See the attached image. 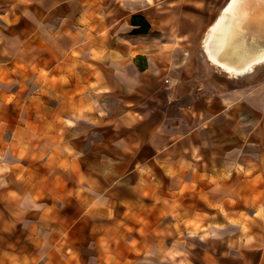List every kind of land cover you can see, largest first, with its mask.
<instances>
[{"label": "rangeland", "instance_id": "1", "mask_svg": "<svg viewBox=\"0 0 264 264\" xmlns=\"http://www.w3.org/2000/svg\"><path fill=\"white\" fill-rule=\"evenodd\" d=\"M146 1L0 0V264H264V65L239 81L251 87L240 120L217 122L212 135L223 143L205 144L201 159L180 152L129 177L105 163L103 200L87 192L71 201L60 175L78 155L69 142L89 150L88 138L120 135L97 117L117 97L96 93V75L110 80L118 59L128 60L122 48L149 38L145 29L121 32V19ZM200 10L205 30L212 18ZM255 126L248 142L238 137ZM111 155L105 147V160ZM70 242L82 257L64 255ZM173 246L189 262L168 258Z\"/></svg>", "mask_w": 264, "mask_h": 264}, {"label": "crops", "instance_id": "2", "mask_svg": "<svg viewBox=\"0 0 264 264\" xmlns=\"http://www.w3.org/2000/svg\"><path fill=\"white\" fill-rule=\"evenodd\" d=\"M189 2L179 0L169 5L166 0H154V3L147 0L136 15L143 16L149 23V30L145 33L149 38L131 43L132 48H122L128 60L119 62L118 59L110 80L104 71L102 75H96V93L107 84L109 91L101 92L117 97L107 114H97V117L102 123L107 118V127L118 128L120 135L107 144L105 139L88 138L89 150L73 147L81 145L80 141L69 142L70 149L78 151V155L75 158L69 154L70 159L61 166L60 175L69 180L74 194L71 201H84L83 194L87 192L96 194V200H103L105 163L114 173L129 177V172L145 176L147 171L158 169L161 163L179 159L174 157L180 152L191 160L201 159L205 144L223 143L212 135L217 122L232 128L240 120L242 110L238 107L248 97L251 87L239 81H245L253 74L232 79L212 66L200 43L207 20L200 17L203 7ZM132 17L121 19L124 21L121 32L139 27L133 24ZM172 25L181 36L180 44L172 35ZM257 129L256 126L248 130L243 128L244 135L238 134V137L248 142ZM197 143L201 146L200 157L185 150V147ZM105 147L112 153L106 160ZM88 156L95 158L90 160V165ZM86 177L92 180H84ZM38 179L39 176L34 179V173L31 174L33 192L39 188ZM16 184L19 193L23 194L24 181L18 180ZM26 204L33 206L35 201L32 199ZM74 221L78 222V218ZM70 245H64V255L68 257L73 253L82 257L79 245L71 242ZM19 251L17 254L21 253Z\"/></svg>", "mask_w": 264, "mask_h": 264}, {"label": "bare ground", "instance_id": "3", "mask_svg": "<svg viewBox=\"0 0 264 264\" xmlns=\"http://www.w3.org/2000/svg\"><path fill=\"white\" fill-rule=\"evenodd\" d=\"M148 1L154 3V0ZM188 1L198 7L206 6L212 18L200 43L217 71L238 79L253 74L258 67L264 65V39L260 40L256 35L247 36L248 28L264 32V0H242L240 6H236V0H207L205 3L203 0ZM246 24L249 25L247 28ZM171 30L172 35L176 36V43L180 44L181 36L176 33L173 25ZM109 88L104 84L100 90L106 92ZM68 123L73 124L74 121L68 119ZM205 124L208 125L207 122ZM200 149L198 143L185 147L186 151L190 150L196 157L201 156ZM182 252L177 246H173L167 256L178 263L189 262L188 257L181 255Z\"/></svg>", "mask_w": 264, "mask_h": 264}, {"label": "trees", "instance_id": "4", "mask_svg": "<svg viewBox=\"0 0 264 264\" xmlns=\"http://www.w3.org/2000/svg\"><path fill=\"white\" fill-rule=\"evenodd\" d=\"M141 18L143 20V24H139V23H136V21H134L135 19H139ZM132 21H133V24H136V25H139L138 28H135L133 31L134 32H142L144 31V29L146 30V32L149 30V23L145 20V18L143 16H140V15H134L132 17Z\"/></svg>", "mask_w": 264, "mask_h": 264}, {"label": "water", "instance_id": "5", "mask_svg": "<svg viewBox=\"0 0 264 264\" xmlns=\"http://www.w3.org/2000/svg\"><path fill=\"white\" fill-rule=\"evenodd\" d=\"M241 2H242V0H239V2H237V0H236V6H240V4H241ZM245 22H246V20H244ZM249 25L248 24H246V26H245V28H247ZM244 28V29H245ZM248 31H247V36L248 35H256V36H258V37H260V40H261V38H263L264 39V32H261L260 33V31H258L257 29H250V28H248L247 29ZM249 32V33H248ZM253 33V34H252Z\"/></svg>", "mask_w": 264, "mask_h": 264}]
</instances>
